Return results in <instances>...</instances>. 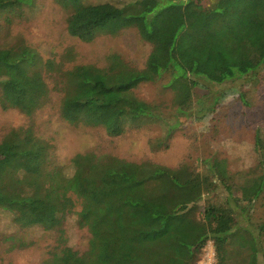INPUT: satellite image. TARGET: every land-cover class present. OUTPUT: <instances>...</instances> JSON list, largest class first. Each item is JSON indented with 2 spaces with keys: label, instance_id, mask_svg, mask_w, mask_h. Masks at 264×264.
<instances>
[{
  "label": "rangeland",
  "instance_id": "rangeland-1",
  "mask_svg": "<svg viewBox=\"0 0 264 264\" xmlns=\"http://www.w3.org/2000/svg\"><path fill=\"white\" fill-rule=\"evenodd\" d=\"M86 1L119 7L136 3L151 9L158 0ZM175 2L150 16V27L137 18L121 20L115 22L116 29L100 34L92 42L69 35L75 8L63 0H33L31 5L0 13V51L30 47L37 53L45 85L44 94L30 112L20 109L18 98L6 96L0 88V143L6 136L15 135L44 146L45 160L39 165L54 177L48 185L53 197L59 198L65 191V180L73 173L72 161L78 154L93 162L117 157L171 168L189 164L200 174L210 176V166L219 162V179H215L218 189L211 200L218 205L225 203L224 185L231 186L233 195L240 198L242 186L264 174V159L260 160L256 144L257 133L264 142V67L255 77L218 83L223 74L231 73V68L254 67L264 57V0ZM171 57L187 68L198 63L196 71L208 74L217 84L209 86L211 89L202 82L194 87L193 106L187 117L177 115L175 94L169 85L172 71L160 72ZM119 65L131 70L135 76L131 84L134 95L151 104L156 117L118 137L87 124L84 112L63 117L62 100L69 74H84L87 66L110 71ZM217 89L226 94L216 111L205 112L213 103L208 99L203 104L205 111L200 112L202 106L197 100ZM179 118L180 126L168 135ZM2 175L3 169L0 185ZM242 204L247 207L248 203ZM205 205L200 202V211ZM79 210L77 205L75 213L52 212L38 217L1 208L0 264H48L54 254L66 264H78L91 238L88 229L79 225ZM238 215V226L244 229L239 235L258 238V264H264V192L248 215L240 210ZM240 241L233 243L231 239L227 246L233 252L228 264H244L248 258L250 252L239 248ZM208 255L215 264L213 241L206 244L195 264H204Z\"/></svg>",
  "mask_w": 264,
  "mask_h": 264
},
{
  "label": "trees",
  "instance_id": "trees-1",
  "mask_svg": "<svg viewBox=\"0 0 264 264\" xmlns=\"http://www.w3.org/2000/svg\"><path fill=\"white\" fill-rule=\"evenodd\" d=\"M63 1L75 8L68 25L69 35L84 42H92L100 34L116 29L115 22L121 20L137 18L150 27L152 15L176 3L158 0L149 9L140 8L136 3L119 7L112 3L90 4L86 0ZM32 2L0 0V13ZM191 65L184 67L171 57L164 68H159L160 72L172 71L169 85L175 94L179 117L190 114L194 87L203 83L211 89L209 86L217 85L208 74L196 71L198 63ZM262 67L264 57L254 67L231 68V73L223 74L221 82H217L224 84L255 77ZM133 81L135 76L127 66L119 65L110 71L87 66L84 74L72 72L64 88L62 115L67 118L72 113L84 112L87 124L102 127L112 137L121 136L130 128H139L156 114L151 104L134 95ZM44 87L35 51L28 46L0 51V88L6 96L18 98L20 109L34 110ZM209 92L197 100L202 106L200 112L205 111V100H213L205 111L208 114L216 111L226 94L218 89ZM180 124L179 118L169 128L168 135ZM256 144L263 161L264 142L259 133ZM44 157L45 148L38 142L28 143L15 135L2 140L0 209L45 216L52 212L75 213L78 205L79 225L87 228L91 236L88 250L78 264H195L209 241L215 245V264H228L233 256L227 247L231 239L233 243L241 240L239 248L249 250L244 264H258L259 240L252 234L239 235V230L244 229L238 226V210L249 214L255 200L264 192V174L250 178L242 186L240 198L233 195L231 186L224 185L225 203L218 205L211 200L218 189L215 179H219V162L211 165L209 161L210 176L200 174L189 164L171 168L151 161L136 163L117 157L93 162L78 154L72 161L73 173L65 180V191L55 198L48 187L54 177L39 165L44 163ZM202 201L206 204L203 212L199 206ZM243 202L248 203L247 207L242 206ZM48 264L66 263L54 254Z\"/></svg>",
  "mask_w": 264,
  "mask_h": 264
},
{
  "label": "built area",
  "instance_id": "built-area-1",
  "mask_svg": "<svg viewBox=\"0 0 264 264\" xmlns=\"http://www.w3.org/2000/svg\"><path fill=\"white\" fill-rule=\"evenodd\" d=\"M204 264H212V257L210 255L207 256Z\"/></svg>",
  "mask_w": 264,
  "mask_h": 264
}]
</instances>
